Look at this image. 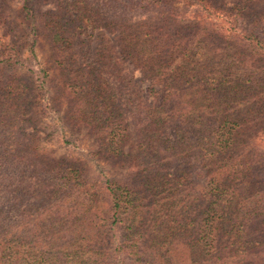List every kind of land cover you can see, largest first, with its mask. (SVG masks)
Returning <instances> with one entry per match:
<instances>
[{
    "label": "trees",
    "instance_id": "trees-1",
    "mask_svg": "<svg viewBox=\"0 0 264 264\" xmlns=\"http://www.w3.org/2000/svg\"><path fill=\"white\" fill-rule=\"evenodd\" d=\"M11 1L0 0V264H264V0H18L54 79L30 64L35 41L25 57L12 38ZM47 96L44 109L94 137L95 156L129 170L92 179L40 151L31 110ZM9 202L63 211L30 240Z\"/></svg>",
    "mask_w": 264,
    "mask_h": 264
},
{
    "label": "rangeland",
    "instance_id": "rangeland-1",
    "mask_svg": "<svg viewBox=\"0 0 264 264\" xmlns=\"http://www.w3.org/2000/svg\"><path fill=\"white\" fill-rule=\"evenodd\" d=\"M18 9V0H13L7 4H3L2 6V12L4 11V16L7 15V20L11 21L10 26L12 28V38H16L17 41H23L25 43V46L27 48V52H25V57L30 55L27 46H29L30 43L35 41L34 49L35 53L37 54V57L33 59V62H31L30 64H32L36 72H38L37 69L43 67H50V77L54 79L58 75V69L56 68V66L54 67L52 65L50 53L51 51L48 41L44 37H34L31 34L30 27L22 23L21 18L18 16ZM44 9H46V6H39L37 8V11L39 10L40 12ZM195 9H197V7L192 6L190 9H188L187 14H190V12L191 15L194 14ZM5 28L6 27L3 24L0 25V43L2 41H5L7 38L9 39V37L2 36V33H4ZM96 32V30H89V32L83 34V37L84 39L89 40L93 35L96 34ZM86 57L84 58L86 62L91 61L92 57ZM19 71L21 73V77H23L26 81L31 82L32 78H30L31 76L26 69L21 68ZM134 73L135 77L139 82V85L144 90V94L146 96H149V98L152 100L153 94L149 92V87H151V81L145 79L143 77V74L139 70L134 71ZM45 84L46 86H49L51 84V78L48 79ZM46 98L48 99V96L43 99L42 103H33V107L31 110L32 120H34V122H36L38 126L36 140L38 142V148L40 151L44 152L46 156H51L55 158L65 157L67 159L81 163L87 175L92 179H97L98 177H121L129 170L128 165L125 162H116L113 160L105 161L97 157V155L95 156V153L99 149V146L98 143L95 141L94 137L90 134L88 135L87 131L82 126L75 128V126L68 124L63 117L64 110H56V108H59L58 105L52 107L51 109H44L42 104L46 103ZM132 141H134V138ZM257 145L261 146V148H264V132H262V135L257 138ZM5 198L6 197H4V191L0 190V202L3 203ZM6 204H8V208H5L10 209V219H8V221L12 225H14L15 228H17V235L21 236L20 234L22 233V228L20 224L24 223V225L28 229L23 230L25 234L24 236H26L30 240V237H32V233L36 228H40L42 226H44L45 228L48 226V224L52 223V220H50L49 218V213L52 209L54 211L57 210L59 213L63 211V207L58 208L59 206H46V208H35L29 205L30 202H24L21 204H13L9 202ZM57 215V212H55V219L57 218ZM66 221H68V223H72L73 218L68 219ZM92 222L94 224L101 223V221ZM119 232V230L115 231V236L112 239L114 247L115 244L118 242L117 238ZM29 244L30 245L28 246H31V248L34 246V243L32 242H30ZM28 246L26 245L24 249L28 250ZM58 249L59 245L55 244L54 250ZM48 251L54 252L51 249H49ZM14 257L15 261L18 259V263L20 264H22V262L20 261L28 258V256L22 255H15ZM142 260L143 257L140 256L139 260L138 257L132 256H126L124 258L125 264H147L146 262H142ZM26 264H33V260L27 259Z\"/></svg>",
    "mask_w": 264,
    "mask_h": 264
}]
</instances>
